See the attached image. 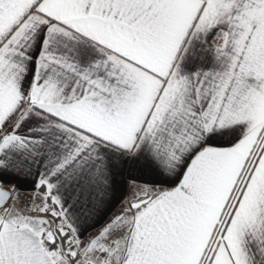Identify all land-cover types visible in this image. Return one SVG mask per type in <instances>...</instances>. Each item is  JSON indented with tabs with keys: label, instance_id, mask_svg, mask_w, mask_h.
<instances>
[{
	"label": "snow or ice",
	"instance_id": "6c2138e0",
	"mask_svg": "<svg viewBox=\"0 0 264 264\" xmlns=\"http://www.w3.org/2000/svg\"><path fill=\"white\" fill-rule=\"evenodd\" d=\"M0 264H264V0H0Z\"/></svg>",
	"mask_w": 264,
	"mask_h": 264
}]
</instances>
